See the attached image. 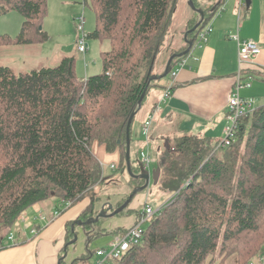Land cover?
<instances>
[{"label":"trees","instance_id":"16d2710c","mask_svg":"<svg viewBox=\"0 0 264 264\" xmlns=\"http://www.w3.org/2000/svg\"><path fill=\"white\" fill-rule=\"evenodd\" d=\"M178 1L91 0L97 28L89 38L109 39L112 47L101 54L103 72L86 79L77 77L75 57L27 73L0 64V225L7 237L31 207L57 198L61 214L108 180L94 143L108 153L120 148L117 169L127 172L126 128L150 77L131 76L129 68L155 58ZM11 11L23 16L22 31L15 39L0 34V47L48 39L39 29L47 0H0V16ZM208 20L205 14L189 35L194 44ZM157 167L159 188L176 194L175 200L160 208L140 243L113 264H215L216 252L229 255L234 240L264 228V104L241 119L230 146L184 136L167 142ZM132 171L138 172L133 164ZM131 182L134 188L145 183Z\"/></svg>","mask_w":264,"mask_h":264},{"label":"crops","instance_id":"0c3cea01","mask_svg":"<svg viewBox=\"0 0 264 264\" xmlns=\"http://www.w3.org/2000/svg\"><path fill=\"white\" fill-rule=\"evenodd\" d=\"M193 1L197 8L204 10L206 17H209L207 23L212 25L213 31L208 42L200 45L195 43L191 52L177 61L186 62L183 67L177 64L174 70H177L178 74L174 80L170 77L162 89H158L159 86L155 84L149 86L146 99L135 115L131 129V161L137 173L141 166V152L148 153L155 160L148 171L151 175L156 173L158 159L168 141L190 136L210 140L215 144L223 138L227 125L228 96L240 69L238 42L231 36L238 34L240 41H254L260 45V55L252 62L244 63L242 72L245 79L257 76L264 82V0H245L246 4L242 10L239 9L240 0ZM247 1H250V6H247ZM179 7H184V12L185 8L190 12H186V20L180 23L182 42L179 43L176 36L178 43L172 49L173 54L188 48L183 34L200 20V15L191 9L188 0H179L176 10ZM172 25L173 23L167 31L168 37L172 34ZM163 73L162 71L153 75L159 76ZM86 78L88 77L84 79ZM170 88L171 96L162 102L164 92ZM251 88L252 85L245 89L248 90L249 96H244L243 92L242 96L251 98ZM150 117L152 125L149 135L146 136L143 131L144 124ZM92 151L105 169L107 185L101 189L98 188L104 183L97 185L93 190L99 192L97 195H90L93 191L88 193L81 201L58 216L56 212L61 203L57 198L26 210L23 221L16 228L12 239L7 237V243L0 244V264H61L62 261L65 264H80L81 261H75L85 257L88 252L95 253L106 249L114 238L136 225L140 218L138 213L144 211L141 209L145 206L153 207L147 201L152 194H155L161 207L169 201V195L172 194L162 191L158 183L151 181L148 189L154 187V192H148L147 189L138 193L125 212L103 219L105 221L100 219L90 226L81 225L79 220L83 221L84 213L89 219L102 211L111 214L121 207L135 187L128 172L120 174L118 179H111L114 175L111 173L119 169L122 161L120 148L108 153L104 146L94 143ZM112 166L115 168L111 169ZM106 169L111 173H107ZM165 196L168 197L163 198ZM160 206L156 210L160 209ZM75 236L77 240L72 244ZM95 243L97 247L91 251L90 248ZM89 259L93 264L95 254Z\"/></svg>","mask_w":264,"mask_h":264},{"label":"rangeland","instance_id":"374dc122","mask_svg":"<svg viewBox=\"0 0 264 264\" xmlns=\"http://www.w3.org/2000/svg\"><path fill=\"white\" fill-rule=\"evenodd\" d=\"M186 12L188 13L190 11L185 8L184 12V7H179L175 11L172 22L173 27L172 29L170 28V32H172V34H170V36L168 37V34L166 32L164 38L160 40V48L156 56L154 54V59H150L149 62H147L142 67L134 66L132 68H129V70L132 71L131 76H136L137 74H139L143 77L147 75L151 77L154 73L157 74L165 71L166 64L173 54L172 49L175 48L178 42H182V39H180V37H182L180 34L182 33V31L180 30V28L182 29L180 23H184V21L186 20V18H184ZM77 16H84L86 18L85 31L87 34L90 35L96 30L97 18L92 8L91 0H47V15L43 20V25L41 27L43 28L44 32L47 33L48 39H46L42 43H37L34 45L14 44L0 47V64L10 67L16 73H27L32 70H38L44 67H55L61 62L64 57H75V72L79 79H84L86 76L89 77L102 73L103 61L101 58V54L109 50L110 46L112 47L111 41L109 39L101 41L98 39L89 38L87 40L89 50L85 55L79 53L76 44L79 37V32L74 21ZM23 23L24 18L19 12L11 11L6 15H2L0 16V34L7 35L10 38L15 39L18 35H20ZM131 30L132 28L130 27L128 31ZM178 30L181 32H179ZM176 32L178 33L177 35ZM184 35L185 33L183 34V39L185 41ZM176 36L178 42L176 41ZM131 37L132 36L129 35V38ZM120 39H122V37H120ZM196 44H199L198 40H196ZM134 46H136L137 53H139L140 50L138 49V43L136 42ZM151 65L152 68L150 69ZM173 67L174 69H176L177 63H174ZM113 73H115V70L112 71V74ZM169 78L170 75L158 81H153L151 86L155 84L159 86L158 89H162L163 84H165L169 80ZM246 79L252 80L253 88L251 89L253 90L250 92V97L257 101L258 106L263 105L264 82L260 81V78H257V76L247 77ZM247 91H242L244 96H249V94H247ZM106 172L111 173L109 169H106ZM122 173L124 172L116 169L114 173H111L114 174L111 179H118V176ZM106 185L107 184L104 183L98 189H101ZM134 189L135 188H133V190ZM149 189L148 192H154V187H150ZM97 193L99 192L93 191L92 193H90V195H97ZM136 195H134V197ZM173 196L174 198L171 203H173L175 200V194L169 195L170 199ZM167 197L168 196H165L163 198ZM147 201L149 204H152L154 209L161 205L159 204V201L155 194H152ZM143 209L144 208H142L141 211H143ZM23 215L24 213L18 218L16 223L21 222V218H23ZM103 219L105 218H102V221H105ZM16 223L12 230L13 233L17 228ZM8 233V229H5L4 227H2V225H0V239L2 237H5ZM7 241V236L2 239L3 243H7ZM96 247L97 243L93 244L90 250L94 251ZM234 249L237 251V253H231V251ZM211 258L208 260V262L210 263ZM213 261H215V264H264V228L259 232L249 234L247 237H245V235L238 237L232 242L229 255H221V253L219 254L218 251L215 253V255H213ZM80 264H92V260H82Z\"/></svg>","mask_w":264,"mask_h":264},{"label":"built area","instance_id":"2783aa9c","mask_svg":"<svg viewBox=\"0 0 264 264\" xmlns=\"http://www.w3.org/2000/svg\"><path fill=\"white\" fill-rule=\"evenodd\" d=\"M245 0H240L239 9L242 10L245 7ZM219 15V13H218ZM76 23L77 30L79 32V37L77 39V49L79 53L86 54L89 50L87 40L89 39V34L85 31L86 18L84 16H77L74 19ZM213 31L211 24L206 23L203 28L199 31L197 35V40L199 44H204L208 42L209 36ZM232 39L238 42V57H239V72L235 77V82L230 90L227 102V125L224 130L223 138L216 143V148L228 147L235 140L236 133L238 131L240 121L242 118L252 114L258 107V103L253 98H248L242 96V91L251 87L252 82L246 80L243 76L242 67L244 63L252 62L258 55H260L261 47L258 43L254 41H240L238 34L231 36ZM185 60L177 62L180 67L185 65ZM177 70H174L172 66L171 72L169 73L172 80L177 77ZM172 94V90L166 89L164 95L161 99L165 102ZM152 125V117L144 124V134L146 136L150 133V127ZM141 161L145 169L148 171L150 165L155 162V160L146 152L142 153ZM188 184V183H187ZM186 184V185H187ZM176 195V194H175ZM174 196L163 206L168 205L173 201ZM159 209H154L151 206L144 208L142 216L138 219L136 225L126 230L122 235L117 236L109 244L106 249H100L95 252V260L93 264H113L114 261L120 259L126 254L132 247L137 246L143 238L145 228L151 218H153ZM60 215V211L57 210L56 216ZM23 221V218H21ZM20 222L16 223L17 228ZM13 234L10 235L12 239Z\"/></svg>","mask_w":264,"mask_h":264},{"label":"water","instance_id":"95a60500","mask_svg":"<svg viewBox=\"0 0 264 264\" xmlns=\"http://www.w3.org/2000/svg\"><path fill=\"white\" fill-rule=\"evenodd\" d=\"M188 5L191 7L192 10H194L196 13H198L200 15V20L195 24V26L192 29L188 30V32H186V34L184 35L185 42L188 45V48L186 50H184L183 52H180L178 54H173L170 57L167 65H166L165 71L162 75H159V76L153 75V76L149 77L147 86H146V88H145V90H144V92H143V94L139 100L138 110L136 112H133V114L130 116V119L128 121L127 128H126V155H125V159H126V165H127V172L132 178L144 180L145 183L142 186L135 188L133 190L132 194L129 196V198L125 201V203L121 207H119L118 209L114 210L111 214H106L105 211H102V212H100V214H98L97 216H95L93 218H89L87 221H79L80 224L83 226H90V225L97 223L102 218L114 217L115 215L120 214L121 212H123L128 207V205L132 201L134 195L148 189L151 181H153L154 184H157L159 181L160 173H161L160 168H158L156 173H154L153 175H151L149 171L144 170L143 168H142L140 174H134L133 173L132 164H131V140H132L131 139V127H132V123H133V120L135 118V115L142 108V102L146 96V93H147L151 83L153 81H158L162 78L167 77L169 75V73L171 72L174 60L185 57L192 50L194 40L189 39V35L196 32L199 29V27L202 25V23L204 21V17H205V11L197 8L195 5V2L193 0H188ZM247 6H250V1H247ZM39 29L41 30L42 27H39ZM119 143H121V141H119ZM76 240H77V236H75L74 241L71 243L73 244L74 242H76Z\"/></svg>","mask_w":264,"mask_h":264},{"label":"bare ground","instance_id":"6f19581e","mask_svg":"<svg viewBox=\"0 0 264 264\" xmlns=\"http://www.w3.org/2000/svg\"><path fill=\"white\" fill-rule=\"evenodd\" d=\"M142 153H144V152H142ZM142 153L140 154V156H142ZM142 162V161H141ZM131 164H132V162H131ZM127 166V165H126ZM115 167L114 166H112V168L111 169H114ZM142 168L144 169V170H146L145 169V167L143 166V164L141 163V166H140V172L139 173H134V174H140L141 173V170H142ZM147 207V206H146ZM160 210V209H159ZM15 231V230H14Z\"/></svg>","mask_w":264,"mask_h":264}]
</instances>
